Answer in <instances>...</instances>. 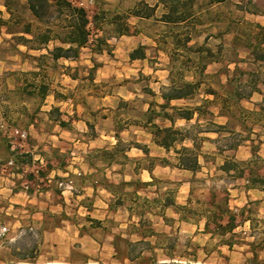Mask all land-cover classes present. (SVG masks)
<instances>
[{
    "label": "crops",
    "instance_id": "0c3cea01",
    "mask_svg": "<svg viewBox=\"0 0 264 264\" xmlns=\"http://www.w3.org/2000/svg\"><path fill=\"white\" fill-rule=\"evenodd\" d=\"M73 1L86 8L90 19V39L82 47L78 59L45 56L48 54L47 48L33 49L19 43L16 38L23 33H12L8 24L0 22V51L4 50L0 54V223H8L20 231L32 228L42 236L71 231L74 242L87 241L84 223L77 224L72 218L71 202L76 199L91 198L90 217L101 219L92 214L99 211L95 206L99 205L96 200L100 199L110 213L117 215L124 211L129 222L133 219L136 203L128 208L115 204L119 194L109 190L105 182L129 186L142 184L147 191L142 194L136 190L131 195L137 202H144V208L157 202L162 219L167 217L169 210L181 217L173 206L162 207L165 197L157 194L151 198L148 189L159 190L161 179H173L172 173L177 171L190 173L193 178L182 181L175 195L176 203L180 204L178 194L182 191L190 193L194 177L204 170L208 177L204 180L210 183L209 190L216 183L225 191L229 219L231 216L235 217V222L242 219L248 225L243 228L253 225L254 217L264 219V117L256 118L260 114L264 116V81L260 78L251 96L240 101L249 110L241 120L223 112L219 96L206 93L211 78L218 76L219 86L226 85L238 66L249 72L264 69V61L256 59L252 50L257 44L264 48V4H258L256 0L247 5L243 0H195L187 8L184 19L171 23L162 20V16L169 12V4L164 0ZM146 10L148 14H145ZM236 11L241 13L239 18H235ZM205 12H214V16L207 24L200 25L199 18ZM12 17L13 13L5 0H0V20L8 22ZM243 24L256 28L260 39L254 40L252 45L241 47L235 60L218 58L217 55L222 54L226 46L235 45L244 37V32L237 31V26ZM25 35L30 37V34ZM185 35L190 36L189 46H206L211 50L212 55L209 56L206 51L197 53L208 58L206 77L202 83L205 88L201 96L206 101H214L209 107L213 112L212 121L230 130L220 135L231 136L233 131L241 133L242 137V143L237 148L218 151L214 153L218 155L212 159L207 158V152L201 145V167L197 171L177 165L176 154L155 140L149 122L150 110L153 107L161 110L160 105L164 103L162 91L173 80L175 39ZM99 37H105L108 44L97 52L95 45ZM169 40L172 41L171 47L168 46ZM212 42L216 44L212 46ZM53 45L51 42L48 47L52 48ZM122 47L131 63L129 74L122 71V61L116 60V53ZM138 48L144 57H131ZM85 51H88V58H84ZM151 51L154 52L153 56ZM155 57L157 60L152 61ZM46 59L53 68L61 65L60 72L50 76L48 65L44 64ZM163 59L167 64L161 68ZM244 65H255L259 69L249 70ZM83 67L86 68L84 76L79 73ZM74 71L78 73L74 74ZM161 71L167 72L165 81L161 76H155ZM132 75L139 82H148L142 85V91L129 88L132 86L126 79ZM191 78L196 79L193 75ZM243 79L247 82L251 77L247 74ZM114 81L117 83L115 89L112 88ZM153 83L158 87H153ZM182 100L191 99H173L171 106L179 105L177 102ZM132 104L137 105L138 115L122 119L121 112ZM154 121L162 127L172 124L163 117H157ZM181 121L190 122L177 119L175 126ZM246 127L251 129L246 130ZM14 129L24 132L26 136L14 135ZM133 132H141L145 138L129 142L126 155H122L120 160L111 162L103 156L100 164L93 162L97 153L102 154L103 149L113 150L120 140L129 141L123 135ZM205 136V143L216 149L215 138L219 133L207 131ZM187 141L185 145L192 146V142ZM137 144L148 148L149 153H145ZM39 156H42V161L37 160ZM161 156L166 157L169 163H162ZM153 160L158 161L154 164ZM206 162L211 163L210 168L205 167ZM227 163L236 167L223 169ZM63 176L74 178V195H63L58 189L56 179ZM26 184L32 187L41 184L43 190L41 193L33 192V189L27 191L24 189ZM187 197L188 194L185 199L189 200ZM251 206L257 207L255 213L251 212ZM88 222L92 223V220ZM104 222L101 220L100 226ZM112 245L116 250L115 237ZM261 252L264 253V245Z\"/></svg>",
    "mask_w": 264,
    "mask_h": 264
},
{
    "label": "rangeland",
    "instance_id": "374dc122",
    "mask_svg": "<svg viewBox=\"0 0 264 264\" xmlns=\"http://www.w3.org/2000/svg\"><path fill=\"white\" fill-rule=\"evenodd\" d=\"M252 1L254 0H243L245 5ZM257 2H259L258 4H264V0H256V3ZM202 5H200L199 8L202 9ZM235 14V18H239L241 13L236 11ZM213 16L214 12H205L199 18V24H207ZM28 18L29 16L26 15V19ZM12 29L16 28L12 26ZM237 31L244 32V37L238 40L235 45L226 46L223 53L217 55L218 58H221L222 60H235L241 47L252 45L254 40H259L261 37L257 33L258 30L256 28H249L246 24H243L242 26L238 25ZM199 40L202 41L203 39ZM171 43L172 41L169 40V47H171ZM215 44L216 43L212 42V46ZM192 46L191 49L186 52L176 51V54L180 55L174 56L172 60L174 65L184 68L182 76L178 73L179 69L173 73V75L175 74L173 78L176 80L178 79L177 82L179 84L185 80H192V72L197 70L194 68L196 64L195 62L198 60L201 62L208 61L206 55L203 57L200 53H197L199 47L193 48ZM203 48H206V46H203ZM261 49L262 47L253 48V55L258 56L259 54H262L263 51ZM3 51L4 50H1L0 54H2ZM116 54L118 55L116 60L122 61V71L125 70V72L129 74V66L131 63L128 62L126 58L125 49L122 47V50L119 52L117 51ZM153 55L154 52L151 51V56ZM187 56L189 59L192 58L193 63H185ZM84 58H88V51H85ZM162 58L165 57L162 56ZM156 60L157 58L155 57L152 61ZM44 64L48 65L47 72L50 76L60 72L59 67L61 65L53 68L48 64L47 59L44 61ZM162 64L163 65L160 67L164 68L167 61L163 59ZM244 66L249 70L259 69V67L255 65ZM85 69L86 68L83 67L79 70V73L81 72L83 75V72L86 71ZM73 73L77 74L78 72L74 71ZM259 73L261 74L260 78L264 81V69H259ZM155 76H161L162 81H165L167 72L161 71ZM126 80L131 83V85H129L132 86L129 87L130 89L138 88L139 91H142L141 87L143 84L148 83L147 81L139 82L133 75ZM209 83L213 88L220 90L218 76L211 78ZM116 86L117 83L114 81L112 83V88L115 89ZM152 86L157 88L158 84L153 83ZM204 88L205 86L202 85L200 91L195 94L193 99L177 102L180 106H195L203 104L204 108L201 117L198 119L195 114L192 121L178 122L176 127L184 128L183 132L189 134L192 138L196 139L198 144L204 146L203 150L207 152V158L212 159L218 155L214 153L228 150L225 145L235 141V139L233 135H220L224 134V131L219 133V136L215 138L216 149H213L212 145L208 142L205 143V141H207V137L205 136L207 132L206 130L212 129L214 126L210 123L212 116L206 111L210 110V104L207 105L206 100L201 96L204 92ZM248 90L249 88H247V91ZM136 106L137 105L135 104L126 106V110L121 112V118L123 119L129 116L138 115L137 110L139 109ZM231 108L232 110H236V107ZM262 117L264 116H256V118L260 119ZM236 119H238V117ZM160 123L162 124L161 121ZM15 130L16 129L13 130V134ZM123 136L129 141H122V149L127 148L128 143L134 142L137 138L142 140L145 138V135L141 132H133L131 134L124 133ZM187 143L188 141L183 142L182 144L178 143L177 147H181ZM103 155V152L102 154L97 153L93 162L100 164ZM162 156L159 158H162L163 160L164 157ZM117 158L120 160L122 154H118ZM157 161L158 160H153L152 163L155 164ZM204 165L206 168L211 167V163L207 164L206 162ZM205 174L206 171L204 170L199 173L197 177H194L195 181L193 183V190L190 193L182 191L178 194V200L181 202L180 204L187 205V209L184 210L183 216L181 215V217H177V215H174L173 212L169 210L166 212V219H162L159 210L157 209V202L148 208H144V202H137V200L131 195L132 192H136V190H139L142 194L146 192L147 189L142 184L129 186L124 183H119L117 184V188H114L120 193L119 197L122 199V208L123 206L124 208H128L132 203H136V205H134L133 219L131 222L128 221V215L124 211L117 215L110 213L100 199L96 200L99 205L95 206L99 211L93 212L92 214L101 219L90 217L91 213H89V206L92 204V201L90 200L91 198H75L76 200L71 202L73 212L72 218L77 224L84 223V232L87 234L88 239L83 242H74V235L71 231L64 234L42 236L32 228L26 231H20L17 227L2 222L0 223V232H2L3 227L6 228V231L4 235H2V242L0 244V264H264V253L261 252L262 246L264 245V219L259 216L254 217L253 225L248 228H243L248 225H245L241 221L242 219L236 222L234 221V230L219 228V224L222 223L225 225L230 220L228 217L229 214L226 213L227 196L225 195V191L217 186L216 183L212 185L213 189L209 190L210 183L205 182L204 178H208ZM172 176L173 179L169 177L161 179L159 190L149 188V196L152 198L159 194V197L162 198L166 195H174L175 197V195H177L178 186L182 181H188L193 178L190 173L180 171L172 173ZM72 179L74 181V178ZM26 185L29 186V190L27 191L33 189L32 191L35 192V186L32 187L29 184ZM41 188L42 192L43 187L41 186ZM59 190L63 195H74L75 181L72 190L66 189L63 192L61 189ZM153 190L155 194H153ZM187 194L189 200L185 199ZM103 199L105 200L104 197ZM255 208L257 209V207L251 206V212L255 213ZM91 220L92 223H89L88 221ZM101 220H104L105 224L100 226ZM1 221L0 211V222ZM206 221H209L208 227L206 226ZM141 222L143 223L141 230H154L156 233V236L146 238V240L151 242V247L144 249L142 248L143 245L138 244V241L142 238L137 233L139 232L137 226H140ZM237 225L239 228H236ZM114 237L115 242H117L119 247L118 254L112 245ZM142 252L143 254L141 256L140 253ZM254 254L257 255L256 258H254ZM127 256L133 257V260H130Z\"/></svg>",
    "mask_w": 264,
    "mask_h": 264
},
{
    "label": "trees",
    "instance_id": "16d2710c",
    "mask_svg": "<svg viewBox=\"0 0 264 264\" xmlns=\"http://www.w3.org/2000/svg\"><path fill=\"white\" fill-rule=\"evenodd\" d=\"M169 4V12L162 16V20L167 22H179L185 18L187 14V8H190L195 0H164ZM211 1H225V0H211ZM6 6L9 10L12 11L13 17L7 22L0 20L1 23L9 25V30L12 33L21 32L22 35L17 36L16 40L19 43L28 45L33 49H41L43 47L47 48L48 54L45 56L51 57L53 59L67 58V59H78L81 53L82 47L86 46L90 39V29L88 27L90 19L88 12L85 7L75 3L73 0H5ZM149 7V6H147ZM138 13V12H135ZM147 13V10L145 11ZM26 15L29 16L26 19ZM14 26L16 29H12ZM25 34H30V37H27ZM190 40L189 35H185L183 38H176L174 42V56H179L176 54V51L186 52L191 49V46L188 45ZM53 42L54 45L52 48H49L48 45ZM105 37H99L96 39L95 51H101L103 45H107ZM256 47H261L260 44H257ZM199 52L206 51L207 56L212 55L209 48H198ZM262 54L255 56L258 60L264 61V50ZM184 55V54H183ZM131 57H144V54L141 52V49L138 48L135 50ZM185 63H193L192 58L189 59L186 57ZM194 68L195 71H191L192 75L196 78L195 80H185L182 83H178V79L173 78L169 86H165L162 91V97L164 103L160 105L161 110L152 108L150 110V119L149 122L152 126V133L155 140L165 147L167 150H172L177 157V165L180 168L188 169L191 171H197L201 164L199 158L201 155V145L198 144L195 138H192L189 134L183 132L184 128H178L175 126L177 119H185L191 121L195 114H198V119L203 114V104H198L195 106H171V101L173 99H192L195 94L199 91L204 79L206 77L205 68L206 62H201L198 60L195 62ZM173 73L179 69V74H183L184 68L178 67L173 64ZM94 69V68H93ZM249 75L251 79L247 82L244 81L243 77ZM175 75V74H174ZM173 75V76H174ZM259 72L242 69L237 67L234 70L233 75L228 79L226 85L220 84V90L213 88L211 85L206 89V93L214 94L219 96V101L223 107V112L231 115L241 120L244 115H247L249 110L244 108L240 101L242 99L249 98L253 91L257 89V83L260 79ZM247 88L249 90L247 91ZM218 101V100H217ZM207 105L214 102L213 100H207ZM154 104V103H153ZM206 105V106H207ZM231 107H236V110H232ZM171 109V110H169ZM208 114L213 116L211 110H206ZM264 113V107H262ZM261 115V114H260ZM259 115V116H260ZM237 116V117H236ZM157 117H163L171 121L170 126L162 127L157 124L154 119ZM212 129L206 131H215L218 133L230 131L226 126L219 125L214 123L212 120L210 122ZM251 128L246 127V130ZM235 141L225 145L226 149H235L242 143L241 133H235L231 131ZM117 137L120 140L119 134ZM186 140L192 142V146L182 145L177 147L178 143H183ZM122 140L119 141V144L113 150L103 149V156L108 161L118 160V154L126 155L125 149L121 148ZM137 147H141L145 153L148 152V148L143 147L137 144ZM126 157V156H125ZM162 163H169V160H162ZM231 167H236L227 163L223 165V169L229 170ZM105 186L115 194H120L114 188H117V185L108 184L105 182ZM122 199L118 197L115 204L121 205ZM173 206L175 210L183 216L184 210L187 209V205L177 204L175 201L174 195H166L162 207ZM166 219V217H164ZM235 217H230V220L227 224H219L218 227L223 229H233ZM142 221V220H141ZM142 222L140 226H137L141 236V240L138 241L139 245H143V249L151 247V242L146 240L147 237L156 236L154 230H141ZM209 221L206 223L208 227ZM136 226V225H135ZM145 246V247H144ZM116 253L118 254L119 247L117 242H115ZM143 252L140 253L142 256ZM257 255L254 254V258ZM130 260H133V257L127 256ZM253 258V259H254Z\"/></svg>",
    "mask_w": 264,
    "mask_h": 264
},
{
    "label": "built area",
    "instance_id": "2783aa9c",
    "mask_svg": "<svg viewBox=\"0 0 264 264\" xmlns=\"http://www.w3.org/2000/svg\"><path fill=\"white\" fill-rule=\"evenodd\" d=\"M14 135H20L22 137H25L26 136V134L24 132H20V130H18V129H16L14 131ZM37 160L42 161L43 160L42 156H39L37 158ZM10 163H13V162L11 161ZM78 174L80 175L81 172L79 171ZM56 183H57L59 189H61L62 192H63L66 189L72 190L73 189V183H74V181H73V179L70 176H66V177H59V178H57ZM24 188L26 190H29V186L28 185L24 186ZM41 189L42 188H41V185L40 184H36L35 185V189H34L35 192H39L40 193L41 192ZM5 231H6V228L3 227L2 228V232H0V244L2 242V235H4Z\"/></svg>",
    "mask_w": 264,
    "mask_h": 264
}]
</instances>
